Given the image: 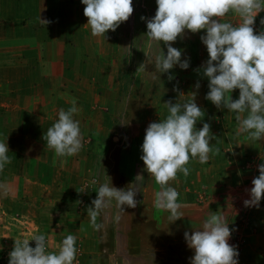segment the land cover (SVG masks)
Listing matches in <instances>:
<instances>
[{
    "label": "crops",
    "instance_id": "0c3cea01",
    "mask_svg": "<svg viewBox=\"0 0 264 264\" xmlns=\"http://www.w3.org/2000/svg\"><path fill=\"white\" fill-rule=\"evenodd\" d=\"M84 7L81 0H0V55L11 56L3 63L10 65L4 70V79L0 77V124L9 118L4 128L9 133L0 139L7 138L12 158L0 173L1 213L6 215L7 205L13 206L10 213L20 214L19 224H26L23 235L45 234L47 250L54 247L50 252L59 250L66 235H75L78 264H190L193 251L187 247L184 233L202 228L210 211L217 212L235 229L232 233L247 232L242 234L246 240L244 264H264V206H244L250 199L252 180L259 175L258 165L264 163V141L253 142L247 134H238L234 114L218 110L205 99L208 80L201 66L208 57L200 40L203 30L186 32L172 45L182 50L181 59H188L190 66L170 70L168 76L173 79H168L167 89L160 95L164 102L155 104L154 115L147 117L149 110H144L119 124L120 60L128 59L129 51L144 55L150 50L144 36L146 21L157 6L155 0H132V15L114 32L108 31L106 40L91 35ZM231 14L227 20L238 24L239 17ZM34 20H39L40 27L32 24ZM41 20L49 23L44 25ZM261 20L264 12L255 19L256 33L264 31ZM161 49L166 54L163 43ZM12 71L22 76L20 81L7 75ZM197 82L199 89L195 88ZM191 92L196 93L195 102L205 113L195 127L210 125L213 151L207 163L192 159L187 165L189 175L178 173L169 182L180 194L183 213L172 222L168 211L154 206L160 185L144 170L140 149L147 126L168 115L164 103H175L179 93L186 95L179 102L189 101ZM238 95L233 90L230 98L238 99ZM73 98L80 109L75 118L80 121L83 148L77 155L59 158L43 136L56 122L59 110H67ZM3 110H8L7 115ZM104 172L116 188L138 191L137 206L125 207L118 221L114 206L104 209L97 220L102 227L94 230L86 209L99 186L93 180L102 182ZM104 239L116 255L100 254L99 242ZM29 244L35 247L34 241Z\"/></svg>",
    "mask_w": 264,
    "mask_h": 264
},
{
    "label": "clouds",
    "instance_id": "9594fccd",
    "mask_svg": "<svg viewBox=\"0 0 264 264\" xmlns=\"http://www.w3.org/2000/svg\"><path fill=\"white\" fill-rule=\"evenodd\" d=\"M81 3L85 6L83 15L91 35L105 40L108 31L114 32L133 13L132 0H81ZM155 3V14L147 19L144 34L148 48L155 43L159 49L158 54H145L146 63L154 65L155 70L149 73L152 78L160 80L159 74L169 73L176 66L187 70L190 61L182 60V50L172 45L186 32L196 34L203 30L200 40L208 57L201 66L202 75L208 80L205 99L218 110L226 109L234 114L238 134H247L253 142L264 141V31L256 33L254 30L256 17L264 12V0H155ZM229 13L238 16L240 22L234 24L227 20ZM41 21L44 25L49 23ZM260 23L264 24V20ZM161 43L167 49L166 54ZM138 69L145 72V64ZM168 79L173 76L169 75ZM199 87L197 82L195 88ZM233 90L239 91L238 99L230 98ZM191 93L189 101L179 102L186 96L179 93L175 103H164L168 115L147 126L140 149L144 170L160 185L154 206L168 211L172 222L181 219L183 213L178 203L180 194L169 182L176 180L178 173L185 177L189 175L187 165L190 160L207 163L213 151L210 125L204 123L199 130L195 127L205 113L195 102L196 93ZM70 104L67 110H59L56 122L43 136L48 148L59 158L77 155L83 148L80 121L75 118L80 109L75 98ZM9 154L7 138L0 139V173L11 163ZM258 171L249 190L250 199L244 201L245 207H259L264 196V163L258 165ZM93 183L99 185L96 198L86 210L94 230L102 227L97 220L104 209L114 206L118 210L115 217L118 221L119 213H124L125 207L137 206L138 191L116 188L105 172L102 182L97 179ZM234 230L223 214L210 211L202 228L191 234L184 233L186 245L193 251L190 264H239L238 248L228 242ZM30 241L35 242V247L29 245ZM76 243L77 237L68 234L59 244V250L50 252L43 233H34L30 239L17 238L8 254V264H78Z\"/></svg>",
    "mask_w": 264,
    "mask_h": 264
},
{
    "label": "rangeland",
    "instance_id": "374dc122",
    "mask_svg": "<svg viewBox=\"0 0 264 264\" xmlns=\"http://www.w3.org/2000/svg\"><path fill=\"white\" fill-rule=\"evenodd\" d=\"M231 16H233V18L235 19H238V16H235L233 14H231ZM32 24H34L37 27H40L39 20L32 21ZM1 42H3V39L0 36V45ZM158 51L159 49L157 47H152L145 54L151 56V55H155V53ZM145 54L140 55L137 53L136 50L131 52L130 54L129 51L126 54L128 59L120 60V68L118 70V79H119L118 98L116 101V112L118 114L119 124L121 123V119L122 121L127 120L130 118L131 115L135 117L136 114H140L141 112L143 113L144 110H149V112H146L147 117L153 116L154 115L153 111H155L156 109L155 104H158L159 102L161 103L164 102L162 98L160 99V95L164 93L163 91L165 89H167L166 83L168 82V73L159 74L160 80L159 79L154 80L152 76L149 74L155 70L154 65L146 63L147 58ZM5 55L3 53L2 55H0L1 79L5 76L4 70L6 69V67H10L9 64L3 65V63H8L11 59L10 55H8V57H6ZM141 64H145V72H142L138 69ZM14 65L17 67L19 66L24 67V65L20 62H14ZM7 75L12 79H16L17 81H20V77H22L20 74L16 73L15 71L9 72L7 73ZM176 80L178 81V83L180 82L179 77ZM3 113L7 115L8 110H3ZM8 119L5 118L0 124V137H2L4 133H9L8 130L4 129L8 125ZM20 138L24 139L22 135H20ZM259 205L264 206V198L263 200H261ZM12 208L13 206L10 207V205H7V209L9 211L6 215L1 213V208H0V217H1L0 218V264H8V258H9L8 254L12 249V247L14 246L15 239L17 238L30 239L28 237L32 236V235L31 236L23 235V231L27 232V230L23 228V226H25L26 224L23 225L19 224V222L22 221V218L20 217L21 215L20 214L14 215V212L10 213L12 212L10 211L12 210ZM104 231L106 232L108 230L105 229ZM105 232H103V235L106 236L107 234ZM133 233L135 234V232ZM243 233L247 235V232H243ZM259 233L260 232L257 230V234ZM130 237L133 239L135 238L134 235ZM99 244H100L99 252L101 255L102 254L106 256L108 254H112V256L116 255L115 253L114 254L112 253L114 251H112V248L110 249V247L108 246L109 242H105V239L102 242H99ZM48 250L54 251V247L51 248L49 246ZM244 257L245 255L242 254L241 264H244L245 262ZM115 258L116 257H111V260ZM115 262L117 261L110 262L109 264H116Z\"/></svg>",
    "mask_w": 264,
    "mask_h": 264
},
{
    "label": "built area",
    "instance_id": "2783aa9c",
    "mask_svg": "<svg viewBox=\"0 0 264 264\" xmlns=\"http://www.w3.org/2000/svg\"><path fill=\"white\" fill-rule=\"evenodd\" d=\"M228 242L231 245L237 246L238 252H239L238 260H239V264H241L243 249H244L245 243H246L245 238L242 236V234H240V232L232 233Z\"/></svg>",
    "mask_w": 264,
    "mask_h": 264
}]
</instances>
